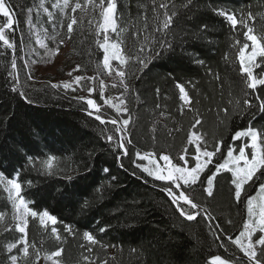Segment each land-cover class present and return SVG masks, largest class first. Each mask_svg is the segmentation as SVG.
Returning a JSON list of instances; mask_svg holds the SVG:
<instances>
[{"label":"trees","instance_id":"obj_1","mask_svg":"<svg viewBox=\"0 0 264 264\" xmlns=\"http://www.w3.org/2000/svg\"><path fill=\"white\" fill-rule=\"evenodd\" d=\"M71 2L74 4L75 0ZM151 2L117 0L119 28L130 30L120 32L119 36L109 32L110 42L123 41L127 55L137 54L140 42L133 39L131 25L142 26L141 18L146 9L149 33L152 32ZM167 2L174 5L169 10L177 13L173 27L166 37L153 33L157 41L151 44L153 52L140 54L152 57L147 67L129 61L125 76L128 90L125 91L120 78L114 81L103 68L104 52L96 43L104 35L102 32L99 37L96 35L99 7L95 11L89 8L75 13L69 8L66 15L54 7L57 3L62 5L61 0H5L15 22L12 29L4 28L6 38L14 47L9 48L0 41V173L13 178L19 172L21 182L31 181V186L25 183L22 193L26 200L34 202L29 206L47 209L62 222L56 227L63 240L56 241L30 218L28 239L40 250L39 264H47L41 261L44 254L60 247L64 249L58 258L62 264H86L85 256L90 257L93 264H103L105 260L108 264H209L217 255L236 264H246L247 258L227 239L228 236L235 239L248 218L245 197L242 195L240 203L233 198L231 173L217 174L213 197L206 196L199 182L188 190V194L215 217L213 227H209L199 217L197 221L180 217L161 191L162 187L168 186L167 182L153 180L135 164L139 163L137 152H151L156 156L169 155L175 164L181 165L184 161L179 157L184 155L183 149L187 147L185 158L193 165L194 145L187 144L191 130L204 135L209 150L215 142H223L220 152L200 176V181H205L226 159L228 148L238 149L242 145L240 140L234 139L237 131L249 126L264 130V111L259 110L260 101L256 99L257 95L264 99V88L258 87L255 94L246 89L243 73L239 70L238 50L243 43L249 44L244 35L246 29L239 24L233 29L226 18L216 12L223 9L235 13L238 19L251 12L255 17V34L261 35L264 34V0ZM185 3L187 7L182 6ZM45 8L53 14L51 18ZM69 15L78 19L70 40L66 32ZM6 20L0 14V27ZM37 26L47 29L50 34L44 48L39 47L34 38ZM165 39L171 43L170 48H160ZM60 40L69 45L64 60L66 68L79 65L77 72L85 77L75 91L53 87L54 81L41 80L37 75L36 68L52 64L59 54L54 50L58 46L59 52L63 49ZM197 60H203L204 64H198ZM209 69L213 75H209ZM262 70L264 64L254 73L259 74ZM216 74L219 79L215 78ZM91 77L95 80L89 79ZM101 82L109 84V89L103 90ZM177 83L183 84L192 97L193 111L185 106L181 113L183 102L179 99ZM113 84L116 86L112 87ZM89 88L94 89L91 98L101 106V97L111 89L124 95L130 117V123L122 133L126 156L121 155L122 150L117 147L121 133L115 129L120 124H102L95 119L99 114L105 121L117 119L120 122V116L107 108L99 113L90 110L84 98L88 97ZM21 92L31 103L20 95ZM245 92L249 93L246 97ZM245 98L252 102L251 107L243 105ZM230 100L232 104H229ZM236 100L241 101L239 107ZM225 107L229 109L227 115L220 111ZM89 112L93 114L89 115ZM196 118L202 123L192 128ZM109 135L113 136L112 142L106 139ZM48 155L57 157L58 166L53 175L36 171L28 161V157H34L39 163ZM246 189L249 196L257 192L248 186ZM6 194L0 185V213H8L7 222L11 224V201ZM215 224L220 228H215ZM64 225H71L75 236L64 232ZM102 227L107 230L100 232ZM85 231L91 232L103 244L117 248L105 250L100 246H89L82 239ZM20 235L14 230L4 231L0 225V264H11L10 254L4 246L15 242ZM216 235L221 239L217 240ZM89 247H92L91 252ZM29 251L28 264H32L35 252L31 248ZM12 254L20 256L18 264H25L22 254L15 249Z\"/></svg>","mask_w":264,"mask_h":264},{"label":"snow or ice","instance_id":"obj_2","mask_svg":"<svg viewBox=\"0 0 264 264\" xmlns=\"http://www.w3.org/2000/svg\"><path fill=\"white\" fill-rule=\"evenodd\" d=\"M182 6L187 7V4L185 3ZM41 7H43V4H41ZM54 7L60 8L66 15L68 14L66 10L69 8H71L72 13H75L77 10L87 11L89 8H91L92 11H95V9L99 7L100 20L96 22V35L99 37L101 32L104 33V35L102 40L98 38L96 43L103 49L104 52L103 68L108 71L109 75L115 72V75L120 78V84L123 85L125 91L128 90V85L125 83V76L126 66L129 64V61L134 60L136 63L141 65L142 68L147 67V64L150 62L152 57L140 54L153 52L151 44L157 43L153 33H160L166 37L169 30L173 27L174 17L177 15L175 11L169 10L174 7V5L168 3L167 0H160V2L152 0L150 5L154 21L152 32L149 33L146 9L143 17L141 18L142 26L140 28H136L134 23L131 25V28L134 29L132 30L133 39L140 42L137 54L127 55L122 47L123 41L117 40V42H110L109 32L116 33L117 36H119L120 32H128L130 30L128 27L119 28L117 19V0H107V3H105V0H99V3H97V0H84L83 3H81L80 0H75L74 4H72L71 0H63L62 5L57 3ZM28 11L31 12V9ZM44 11L48 12V9L45 8ZM216 12L218 15L225 17L233 29H236L238 24L246 29L244 35L246 40L251 42V51H248V43H243V45L239 48V70L243 73L246 89L252 90L253 94H255V90L258 87L264 88V70H262L259 74L254 73L256 68H259L261 64H264V34H255V17L251 12L247 13L246 17L242 14L239 19L235 13H230L223 9H217ZM0 14L7 18L6 24L3 27H0V41H3V43L9 48H13L14 44L6 38L4 32V28L12 29L14 24L11 10L8 6H6L5 0H0ZM48 15L51 18L53 14L48 12ZM68 18L69 23L66 25V32L67 39L70 40L74 31V25L78 24V19L75 15H69ZM89 23H91V21H89ZM53 39L55 38L53 37ZM37 42L44 47L43 41L38 40ZM236 43L239 44L240 41H236ZM59 44L63 45L64 40H60ZM165 47H171V43L166 39L160 43V48ZM54 51L58 54L59 46ZM156 55H159V52H157ZM258 58H261L259 62ZM113 60L118 62L115 68H113L111 63ZM196 62L201 65L204 64L203 60H197ZM12 67H16L15 61H13ZM79 70V65L73 69V71ZM68 75L72 76V72H69ZM209 75H213L210 69ZM215 78L219 79V75L216 74ZM84 79L85 77L83 76H76L74 78V82L79 85ZM89 79L95 80L94 77ZM115 86L116 85L113 84V87ZM53 87H60V85H53ZM63 87L65 89H72L75 91V89L72 88V83H64ZM103 87V82H101V88ZM176 87L179 89V99L183 102L180 106L181 113H183L185 106H188L189 111H193V99L190 97L189 92L186 91L185 86L177 83ZM13 91H16V89L14 88ZM88 91L92 92L94 89L89 88ZM156 91L158 93L159 89ZM248 94L249 93L245 92V97ZM20 95L24 96V93L21 92ZM24 98L28 100L26 96H24ZM256 99L260 101L258 105L259 110L264 111V99H260L258 95L256 96ZM28 102L31 103V100H28ZM86 103L91 109H94L96 113L100 112V107L97 105L95 100L87 99ZM105 103L111 104V101L106 100ZM121 103L125 102L121 101ZM232 103L233 101L230 100L229 104ZM242 103L245 107L252 106V102L247 98L243 99ZM235 104L239 107L241 101L236 100ZM115 107L117 112L122 111L119 106ZM123 111L126 112L127 109L125 108ZM220 111L227 115L229 109L225 107ZM92 114V112H89V115ZM95 119L99 120L102 124L111 123L113 125H117L119 123L117 119L105 121L100 115H96ZM129 123L130 117L128 119H124L122 125L117 127L115 130L122 133L127 128ZM201 123V119L196 118L192 128H195ZM106 139L108 142H112L113 136L109 135ZM234 139L242 140V145L238 146V149L231 147L228 148L226 153L227 158L216 166L215 172L208 175L205 178V181H200V176L208 168V165L213 162V157L220 152L223 142H215L212 149L209 150L207 142L204 139V135L191 130L187 137V144L194 145V167L188 168L174 164L169 155H162L159 157L160 160L164 161V166H161L159 161L156 159L155 154L151 152L144 154L137 152V159L139 161H147V164L136 163L135 167L140 169L143 173H146L148 177H152L155 181L167 182L168 186L162 187L161 191L166 194L171 204L175 206V211L180 217L186 221H197V218L199 217L208 223L209 227H213L212 222L215 220V217H213L202 204L197 203L192 196L188 194V190L199 182L203 191L206 193V196L213 197L215 187L214 181L216 180L217 174L221 171L231 173V184L234 186L233 198L237 203H240L242 195L245 197L248 219L247 222L243 224L238 237L233 239L232 236H228L227 239L239 248L244 257L247 258L246 264H264V130L255 129L249 126L245 130L237 131ZM127 142L131 143V140L128 139ZM117 147L122 150L121 155H127L125 137L123 135L117 138ZM249 147L251 148V151L246 152V149ZM183 152L184 155H181L179 159L184 161V164H187L188 161L185 159V156L188 153L187 147L183 149ZM234 152H236V154H234ZM28 161L33 169L38 172H42L44 175L55 174V168L58 166L57 157L54 155L46 156L44 159L40 160L39 163H37V159L34 157H28ZM121 167H123V165H121ZM105 171L107 172L108 169H105ZM257 173H259V175H257ZM25 183L28 186H31L32 184L31 181L21 182L19 179V172H17L13 178L5 177L3 173H0V185L3 186V190L8 194L12 208L10 216L12 223L9 224L7 222L9 216L8 213H0V225L4 227V231L6 232L14 230L21 234L15 242H9L4 246L7 253L10 254L11 264H18L20 259L19 255L12 254L14 249L17 253L22 254L25 264H28V260L30 258V248L35 252V256L32 257V264H39V260L41 258L40 250L36 247L34 242H30L28 239L30 218L37 221L39 226L49 233L56 241L63 240L60 229L56 227L58 224L62 223L58 220L57 216L51 214L47 209L38 210L29 206L30 203L34 202L26 200L22 194ZM246 186L256 189L258 195H247ZM257 200L261 202L259 204L258 211H256ZM85 206H87V201L85 202ZM214 227L219 229L220 225L215 224ZM106 230L107 229L104 227L99 229L100 232H104ZM64 232L75 236V232L73 231L71 225H64ZM257 233H259V235H257ZM215 238L217 240L221 239L219 235H216ZM82 239L86 241L89 246H100L105 250L108 247L117 248L116 245L103 244L89 231L83 232ZM119 250L122 251V248ZM88 251L91 252L92 247H89ZM132 251L135 252L136 249H132ZM63 252V247H60L55 251L45 253L43 258L51 261L52 264H62V261L58 258L62 256ZM83 259L86 264H93L90 257L85 256ZM112 259H115V257H112ZM103 264H108L107 260L103 261ZM209 264H231V262L217 255L209 261Z\"/></svg>","mask_w":264,"mask_h":264},{"label":"rangeland","instance_id":"obj_3","mask_svg":"<svg viewBox=\"0 0 264 264\" xmlns=\"http://www.w3.org/2000/svg\"><path fill=\"white\" fill-rule=\"evenodd\" d=\"M61 2L63 3V0H61ZM6 6H7V4H6ZM11 14H12L13 19H14V22H15L14 15H13L12 12H11ZM49 36H50V34L47 32V29H44L43 27L37 26V28L34 30V38H35V41L38 44V46L41 47V48H44V47L47 46V43H48V40H49ZM38 40L43 41L44 47H42L41 44L37 42ZM68 51H69V45H68V42H65L64 43V46H63V49L59 52V54L57 55V58L54 60V62L52 64H50L49 66H45V67H41V68L37 67L36 68V70L38 72L37 75L39 76V78L41 80H44V81H47V79H49L50 81H54V82H52L54 85H60L62 87H63V84L64 83H72V88H75V87L77 88L78 86H77V84H75L74 78L76 76H82V74L78 73L77 71H73L74 68L73 69H67L66 68L67 66H66L64 60H65V56H66V54H67ZM248 51L249 52L251 51V42L250 41H249V49H248ZM258 60H259V58H258ZM111 63L113 65V68H115L116 65L118 64V62L115 61V60H113ZM69 72H72V76H69L68 75ZM111 77H112V79L114 81L117 78H119L118 76L115 75V72H113L111 74ZM103 85H104V87L102 88L103 90L104 89L105 90L109 89L108 88V85L109 84L103 83ZM111 90H109L110 92L107 93V95L105 97L104 96L101 97L102 106L101 105H98V104L97 105L100 107V112L104 108H107L109 110H112V111L116 112L120 116V122H119V124H120L119 127H120L122 125L123 120L124 119H128V116H127V114H128V108H127L128 107V104H127V101L124 98V95L121 94L119 90L118 91H111ZM112 92H114V93H112ZM88 93H89L88 97H85L84 96L85 101H87V99H92L91 98V92H88ZM110 93H112V94H110ZM106 100L111 101V104L105 103ZM121 101H124L125 103H121ZM115 106H119L122 109V111L117 112ZM125 108L127 109L126 112L123 111V109H125ZM89 109L95 112L94 109H91L90 107H89ZM103 119H105V118H103ZM119 133H121V132H119ZM122 133H121V135H122ZM240 141L243 142L242 140H240ZM250 150H251V148H250ZM246 152H250V151L248 149H246ZM142 154H144V153H142ZM234 154H236V152H234ZM163 155H166V154H163ZM194 155L192 156L193 159H194ZM155 157L159 161V164L161 166H164V161H162V160L159 159L160 156H156L155 155ZM139 163L147 164V161H139ZM193 163H194L193 165H190L188 163L187 164H184L183 163V164H181L179 166H185V167L191 168V167H194L195 160H194ZM255 195H258V192H256ZM260 203L261 202L259 200L256 201V204H257L256 211H258V207H259V204ZM257 235H259V233H257ZM220 257L223 258V259H225L222 256H220ZM41 261H43L44 263H47V264H52L51 261H48V260H46L44 258ZM230 262H231V264H236L233 261H230Z\"/></svg>","mask_w":264,"mask_h":264},{"label":"bare ground","instance_id":"obj_4","mask_svg":"<svg viewBox=\"0 0 264 264\" xmlns=\"http://www.w3.org/2000/svg\"><path fill=\"white\" fill-rule=\"evenodd\" d=\"M7 195V194H6Z\"/></svg>","mask_w":264,"mask_h":264}]
</instances>
